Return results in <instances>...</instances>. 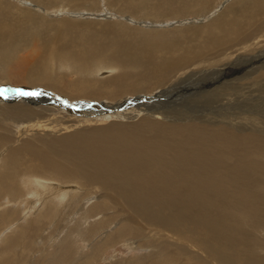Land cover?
<instances>
[{
	"label": "bare ground",
	"instance_id": "6f19581e",
	"mask_svg": "<svg viewBox=\"0 0 264 264\" xmlns=\"http://www.w3.org/2000/svg\"><path fill=\"white\" fill-rule=\"evenodd\" d=\"M105 1L110 2L0 0V92L11 98L0 104V260L17 246L28 250L17 255L19 264L37 251L45 221H34L52 211L56 224L72 212L78 226H89L75 240L69 234L53 237V251L42 260L33 256L29 263L77 264L73 241L85 239L93 245L78 264H92L116 241L144 248L149 252L145 258L157 264H193L198 256L218 264H264V254L256 251L260 244L249 234V228L264 230V135L251 133L256 129L250 127L242 132L241 122L248 127V111L235 118L229 112V120L221 113L224 125L217 115L210 121L179 120L163 106L143 102L154 92H169L165 98L175 99L178 94L170 87L212 62L224 66L223 61L256 51V65L264 50V0H231L211 16L204 14L215 0L115 3L117 13L126 10L144 19L199 15L198 22L190 18L170 28L133 27L127 19L113 21L104 13L89 21L70 17L95 14ZM83 4L86 12H76ZM58 10L66 16L51 18ZM105 10L107 15L111 11ZM101 57L108 62L92 68ZM248 74L232 72L231 81ZM213 90L224 94L215 98L220 106L233 102V92L227 93L225 86ZM59 94L95 99L105 109L92 106L96 118L66 116L53 107L64 102ZM132 100L135 105L127 111L101 115ZM134 109L135 114H128ZM192 162L202 171L192 168ZM120 212L123 217L114 220ZM105 218L114 222V229L99 237ZM150 226L148 236L131 241ZM2 260L10 264L12 257ZM142 260L136 256L110 264H145Z\"/></svg>",
	"mask_w": 264,
	"mask_h": 264
},
{
	"label": "rangeland",
	"instance_id": "374dc122",
	"mask_svg": "<svg viewBox=\"0 0 264 264\" xmlns=\"http://www.w3.org/2000/svg\"><path fill=\"white\" fill-rule=\"evenodd\" d=\"M230 1L231 0H215V2L213 4L214 5L213 7L216 8V9H214L212 7V9L210 10V12L208 14H204V15L211 16L213 14H217L218 13V9L224 8ZM116 2L119 3L117 0L116 1L115 0H112L111 1L110 0V2L105 1L104 3H106V4L103 3L102 6L99 9H96L93 12H95V14L98 15V16H99V14L101 15L102 13H104L107 18L109 17V19H111L113 21L114 20L115 21H120L122 18L123 19H127V22H128L127 24L129 26H133L134 27V26L137 25L136 27L140 26L141 28L143 27L144 29H152L154 27H156V28L157 27L158 28L159 27L160 28L161 27L170 28V26L172 27V26H177V25L182 26L186 22H189L188 19H190V18H191L190 21L192 20V22H198L199 21V20H195L196 19L195 17H198L199 15L193 14V13L188 14L186 17H181V18H176V19L166 18L164 20H160L158 18H152V19L147 18V19H144V18H141L140 17V14H138L137 17H135V16L133 17L132 14L126 12V10H124V13H122V14L117 13L116 10H117L118 7L116 6V4H117ZM107 3H108V5H107ZM29 6H31V5H29ZM82 7H84V4H83V6H81V8L79 7V9L76 12H79V13L86 12ZM105 8H110V10H111L108 15L104 12V11H106ZM64 9H67V8H64ZM58 11H59L58 13L60 15L59 14L58 15H54V14H57V12H53V13H50L51 14V18L53 16H55V17H63V16H66V15H64L63 13L60 12L61 10H58ZM71 11H73V10L70 8V10H68L67 12H71ZM113 13H115V14L117 13V14L114 15ZM95 14H92V15H89V14L74 15V14H72L70 17L77 18V19L80 18L82 20H86L87 19L88 21L90 19H95V20L96 19H99L100 16L98 18H95ZM67 16L69 17L68 14H67ZM102 18H104V16H102ZM179 19H180V21H185V22H180ZM162 21H164V22H162ZM149 24L150 25H154V27L153 26H149ZM161 24L163 26H158V25H161ZM164 24H167V25H164ZM144 25H146V26H144ZM263 49H264V47H263ZM263 49H261V50H263ZM257 53L258 52H256V51H254V52H245L243 54H240V57H238L237 59L235 58L233 60L234 62L232 61L230 63V62L223 61L224 66L223 65H219L218 66L214 62L209 63V64H206V66H205L206 69L204 67L203 70H199L195 74H193L194 76L193 75L188 76V77H186V79L184 78L183 81L180 80L176 84H173V85H175L173 88L170 87V89H174L175 88V90L173 92H177V94H178L175 99L174 98H171V99L165 98V97H167L166 94L169 93V92H166L165 91L166 94H164V95L153 96V95H156V92H154L153 94L150 95V97L148 99H143V102H145V100H146V103H148V104H154V105H158V106H163L167 111H169L170 113L171 112L173 113V114H170L172 117H175L176 119H179V120L181 118H185L186 120H202L203 121V120L207 119L210 116L212 117L214 115H217V118L216 119L217 120H220L222 122V124H224V121L220 118L221 113H227L226 120H229L230 119V118H228V116H229L228 113L229 112L233 113L234 116L232 118H235L237 116H240L239 114H244V111H248L247 113L250 114L249 116H248V114H246V115L244 114L245 116H247L248 121H249L247 123L248 124V127L245 129V127L243 125V122H241L242 123V128H243L242 129L243 130L242 132L245 131V133H246V131H249L250 128H251L252 130H255L256 129L255 130L256 132L254 131V132H251V133L256 134L257 132L258 133L261 132L264 135V130H262V128H264V60H263L264 59V54H263L264 53V50L262 51V53L260 55V58H259L257 64L256 65H252L254 63V61L256 60L255 59L256 57L254 58V56H256ZM95 60H96V61H94L95 63L94 62L92 63V68L93 67H96L97 65H105V62L107 61V59L104 58V57L95 58ZM225 64H226V66H225ZM106 65H107V63H106ZM243 65H245V66H243ZM208 67H210V68L208 69ZM247 67H250L252 69H249ZM230 68H232V69H230ZM245 68H247V69H245ZM246 70L249 72V74H248L247 77L249 78L250 81L245 76H239L240 78L238 77V79H237L238 82H237L236 79H233L234 81H231L232 80L231 79L232 78L231 76H233V75H231L232 72L234 73L236 71H243L244 73H246ZM202 72L203 73L205 72L206 75L204 76V74ZM221 74H222V76L224 78L221 76ZM199 78H201V79H199ZM229 80L231 82L229 84H227V83L225 84V81H229ZM257 80H258V82H257ZM184 82H186V83H184ZM1 85H4L5 86V84H1ZM228 85H230V86H228ZM245 85H247V86H245ZM219 86H225V89H226L227 93L228 92L229 93H232L233 92L232 93V96H231V100L233 98V102H231L230 105L227 106V107L226 106H220L219 105L220 102L216 101V99H215L216 96H218V97L219 96H223L224 97V94H221L220 95V93H217L215 90H213L215 88H219ZM237 87H238V89H237ZM234 88H235V90H234ZM45 89H47L51 93H53V92L54 93H57L56 91H54L52 89H49V88H45ZM210 89H212V91H214V92H211V93L208 92ZM244 89L245 90H249L250 89V90L248 92H245L244 93ZM198 90H199V92H197ZM235 92L237 94H234ZM195 94H199L201 96L195 97ZM56 95H58V94H56ZM180 95H184V97L181 98V99H179V100H177L178 99L177 97H179ZM185 95H186V97H185ZM239 95H245V96H248V97L245 98V99H242L241 97L238 98ZM15 96H17V95H15ZM59 96L62 97V100H64V102L63 103H60V102L59 103H56L57 105H55V106H53V104H52L51 106L56 107V109L60 113H62L63 115H66V116H71V117H75V118H89V117L96 118V117H99V115L96 113V111L93 109L92 106H94V108L96 110H98V109H100V110L101 109H105V108H101L100 105L96 106V103L97 102L94 101L95 99H93V100L92 99H87V98H84V99L83 98H74V99H71L68 96H65V95H62V94H59ZM234 96H236V97H234ZM208 97H210V98H208ZM197 98H199V99H197ZM201 98H203V99H201ZM58 99H61V98H58ZM85 99H87V100H85ZM9 100H11V98L4 97V93L3 94H0V104L6 103L5 101H9ZM51 102H54V99H51ZM98 102L101 103L100 100H98ZM126 102H130V103H127V105H125V102H123L122 103V106L115 107V109L113 107H111L110 111H106L105 112L107 114H105L103 112V114L101 113V115H109L111 113L113 114L116 111L117 112H122L124 110L127 111L129 109V108L127 109V106L128 105H130V104L131 105H135L133 100H132V102L131 101H126ZM205 102H206V104H205ZM11 103H14L15 104L16 101L14 100V101L9 102L10 105H11ZM224 103H225V101H224ZM80 105H82V106H80ZM231 105H232V107H231ZM216 106L219 109H217ZM76 107H78V108H76ZM120 109H121V111H120ZM135 113H136V110L134 109V110H132V113H128V114H135ZM94 114H96L97 116L94 115ZM211 117H210V119L208 121L211 120ZM257 117H258V119H257ZM112 120H117V118L116 119L113 118ZM239 121H242L241 118L239 119ZM250 122H252V123H250ZM6 123L8 125L10 124L8 122V120L4 122V124H6ZM255 124H257V125L254 126ZM99 125H101V124H99ZM0 132H2V131H0ZM224 160L227 161L228 159H224ZM192 164H193V162H192ZM192 164H190V166L192 168L202 171L201 168L198 169V166L196 164H193L194 166ZM200 171H199V173H201ZM210 174H211V172H210ZM211 176L212 177H215V178L217 177L216 174H212ZM261 190L264 193V185H262ZM114 206L115 205H112V208L113 209H114ZM76 208H77V206H76ZM110 211H112V210H110ZM110 211H106V213L108 214V216H109V212ZM48 212H50V207H48ZM51 214H52V211H51V213H48L43 218H40L39 215H37L39 218L36 216V219L34 221L35 223L37 221H45V224L43 225L44 229L39 232V235H37V240H36V242H37V244H36L37 251H35L33 254L31 253L30 254L31 256L28 257L27 259H25V262L22 263V264H33V263H29L28 262L29 259L34 258L33 256H38L37 257V260H42L44 258V256L46 255V253H48V250H49V253H51V251H53V249H52L53 248V246H52L53 237L56 240H59V238L60 239L63 238L65 234H69L70 236L74 237V240H75L76 239L75 238V235H77V232H79V233L80 232H84L85 231V228L89 226V222H86L82 226H78L77 215L76 214H73L72 212H71V215L70 216L67 215V214H65L66 217H68V216L69 217L66 218V217H64L65 216L64 215L63 216L64 217V220L63 219H62L63 221L62 220H59V223H57L58 224L57 225L56 224V220H55V217L56 216L55 215H51ZM122 217H123V214H122V212H120L119 213V216L116 217V219H114V220L121 219ZM105 219H106V222L104 223V228H106V229L105 230H102L101 232H97L96 235L99 234L100 235V236L98 235L99 237L103 236L105 231L112 232V230L114 229L113 228L114 227V222L112 224V220H110L109 218H105ZM63 223L65 224V226L63 225ZM74 223H77V226L74 225ZM67 224L70 225L72 227V229H67L68 228V225ZM93 227H94V224L91 225V228H93ZM152 228L153 227L150 226L148 229L145 228V230H143V229L140 230L139 232H143L141 235H139V234H133V238L131 239V241L134 243L136 241L141 240L142 238L145 237V235H146L147 232L150 234V231L149 230L152 229ZM249 231L248 232H249L250 235L252 233L251 238L258 240L257 245L260 244V245H258V248L256 249V251H258V253H260V254H264V230H260L258 228H249ZM148 233H147L146 236H148ZM57 234H59V235H57ZM96 235L93 237L94 238L93 240H97L96 239L97 238ZM40 239H41V241H40ZM100 239H102V238H100ZM90 243L91 242L86 241L85 239H83V240H81L79 242L78 241H73V244H75L74 247H76L77 250H78L77 252L74 251L75 253H72L74 255L75 259H76L75 262L77 264L80 263L81 257H82V260H84L83 254L86 255V254H88V253L91 252L90 251V248H91V246L93 244L91 245ZM32 244H33V246L35 245L34 242ZM113 244H109L108 247L105 248L103 250V252H101V254H99V256L97 258H95L96 260L95 259L92 260L93 261L92 264H110V263H113V262H119V261L122 262V261H124L125 258H126V262H127L128 260H131L132 258H136V256L138 258H141V260L143 259L142 261L145 264H157V263H155L153 261H150V260H148V259L145 258V256H148L146 253L149 254V252H147V250H145L144 248L137 247V246H135V244L132 245V246H126V245H124V243L122 241H116ZM26 252H28V250L27 249L26 250L25 249L23 250L21 246H19V247L17 246L15 248L13 247V249L7 250L1 256L0 264L1 263L2 264H5L4 262H2L3 261L2 259L3 258H7V257H12V261H11L10 264H19L17 262V260H16L17 255H20V254H23L24 255V253H26ZM142 254H144V256ZM200 258H202V260ZM85 261H88V260H85ZM201 261H203V262H201ZM184 262L180 261V263L179 262H177V263L178 264H184ZM194 263L195 264H218L217 262H215V261L213 262L211 260H208V261L205 260L204 261V256H198V257H196V260L194 261ZM36 264H44V263H37L36 262Z\"/></svg>",
	"mask_w": 264,
	"mask_h": 264
},
{
	"label": "snow or ice",
	"instance_id": "6c2138e0",
	"mask_svg": "<svg viewBox=\"0 0 264 264\" xmlns=\"http://www.w3.org/2000/svg\"><path fill=\"white\" fill-rule=\"evenodd\" d=\"M0 94H3V92H0ZM35 94L36 93H26V92H23V91H19V95H35Z\"/></svg>",
	"mask_w": 264,
	"mask_h": 264
}]
</instances>
